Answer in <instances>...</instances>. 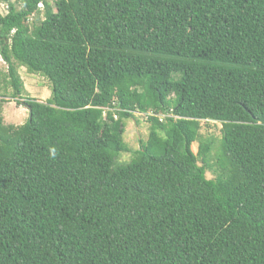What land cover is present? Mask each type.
Returning <instances> with one entry per match:
<instances>
[{
    "label": "trees",
    "instance_id": "1",
    "mask_svg": "<svg viewBox=\"0 0 264 264\" xmlns=\"http://www.w3.org/2000/svg\"><path fill=\"white\" fill-rule=\"evenodd\" d=\"M0 1L29 112L0 107V264H264V0ZM17 66L47 100L20 97ZM136 112L150 132L117 163ZM202 120L221 123L213 179Z\"/></svg>",
    "mask_w": 264,
    "mask_h": 264
},
{
    "label": "rangeland",
    "instance_id": "2",
    "mask_svg": "<svg viewBox=\"0 0 264 264\" xmlns=\"http://www.w3.org/2000/svg\"><path fill=\"white\" fill-rule=\"evenodd\" d=\"M17 9L21 7V1L9 0ZM48 4L54 8L55 0H47ZM0 13L5 15L7 13V4L0 1ZM33 20L26 21L29 29L38 25L43 20V6L40 7L39 12ZM17 72L21 78L23 91L21 93L22 99L35 98L44 102L50 97V84L46 78L39 74H33L27 71L23 66H17ZM9 77L7 75V64L0 57V107L3 117V122L6 125L19 126L25 123L29 117V112L22 104L16 103L12 98L13 90L8 83ZM163 114V113H162ZM160 114V116L162 115ZM165 114L162 115L163 122L165 121ZM149 113L136 112L133 118L124 120V132L122 135L123 141L127 144L129 151L122 152L116 157L117 163H127L133 156V153L140 149L141 144L146 141L150 132L151 122L148 120ZM200 129L198 140L192 143L191 148L194 153H197L200 142H212L209 154H207L206 162V177L208 179L215 178L221 171L219 160L217 159L218 150L221 140V123L210 120H202L200 122ZM202 165L201 159L198 162Z\"/></svg>",
    "mask_w": 264,
    "mask_h": 264
},
{
    "label": "clouds",
    "instance_id": "3",
    "mask_svg": "<svg viewBox=\"0 0 264 264\" xmlns=\"http://www.w3.org/2000/svg\"><path fill=\"white\" fill-rule=\"evenodd\" d=\"M39 3H42V2H39ZM39 3H38V4H39ZM38 4H37V9L40 10V8H38ZM42 6H43V3H42ZM33 18H34V16L31 14L30 17H29V19H28V21H29V20H33ZM162 115H163V114H162ZM162 115L160 116V114H159V115H157V117H158L160 120H162V119H163ZM167 116H171V112L166 113V114H165V117H167ZM52 154H53V156L55 155V150H54V149L52 150Z\"/></svg>",
    "mask_w": 264,
    "mask_h": 264
},
{
    "label": "built area",
    "instance_id": "4",
    "mask_svg": "<svg viewBox=\"0 0 264 264\" xmlns=\"http://www.w3.org/2000/svg\"><path fill=\"white\" fill-rule=\"evenodd\" d=\"M41 6H42V3H39V4H38V8H40Z\"/></svg>",
    "mask_w": 264,
    "mask_h": 264
}]
</instances>
